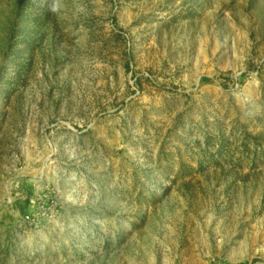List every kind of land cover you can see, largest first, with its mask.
<instances>
[{"label": "rangeland", "instance_id": "1", "mask_svg": "<svg viewBox=\"0 0 264 264\" xmlns=\"http://www.w3.org/2000/svg\"><path fill=\"white\" fill-rule=\"evenodd\" d=\"M0 264H264V0H0Z\"/></svg>", "mask_w": 264, "mask_h": 264}]
</instances>
